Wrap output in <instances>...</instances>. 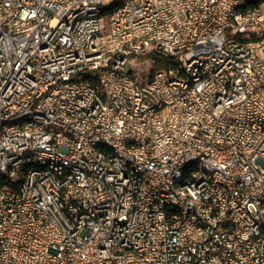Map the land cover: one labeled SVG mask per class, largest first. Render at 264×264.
I'll use <instances>...</instances> for the list:
<instances>
[{
	"label": "built area",
	"instance_id": "obj_1",
	"mask_svg": "<svg viewBox=\"0 0 264 264\" xmlns=\"http://www.w3.org/2000/svg\"><path fill=\"white\" fill-rule=\"evenodd\" d=\"M0 264H264V0H0Z\"/></svg>",
	"mask_w": 264,
	"mask_h": 264
},
{
	"label": "rangeland",
	"instance_id": "obj_2",
	"mask_svg": "<svg viewBox=\"0 0 264 264\" xmlns=\"http://www.w3.org/2000/svg\"><path fill=\"white\" fill-rule=\"evenodd\" d=\"M106 5L107 4H105L104 7H106ZM147 62H148L147 66H148L149 70H155V69L162 67V62L159 61L158 59H156L155 57L153 58L152 61L147 60Z\"/></svg>",
	"mask_w": 264,
	"mask_h": 264
},
{
	"label": "trees",
	"instance_id": "obj_3",
	"mask_svg": "<svg viewBox=\"0 0 264 264\" xmlns=\"http://www.w3.org/2000/svg\"><path fill=\"white\" fill-rule=\"evenodd\" d=\"M156 59H158L159 61L165 62V59L162 57H158V56H154Z\"/></svg>",
	"mask_w": 264,
	"mask_h": 264
}]
</instances>
